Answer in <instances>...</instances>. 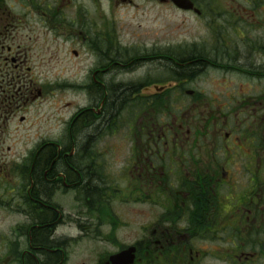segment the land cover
<instances>
[{"label": "flooded vegetation", "instance_id": "1", "mask_svg": "<svg viewBox=\"0 0 264 264\" xmlns=\"http://www.w3.org/2000/svg\"><path fill=\"white\" fill-rule=\"evenodd\" d=\"M149 1L191 14L194 37L128 47L85 12L48 28L93 58L76 85L32 72L27 0H0V264H65L96 239L95 264L129 249L134 264H264V0ZM70 90L86 102L57 93ZM46 102L50 125L17 152Z\"/></svg>", "mask_w": 264, "mask_h": 264}, {"label": "rangeland", "instance_id": "2", "mask_svg": "<svg viewBox=\"0 0 264 264\" xmlns=\"http://www.w3.org/2000/svg\"><path fill=\"white\" fill-rule=\"evenodd\" d=\"M29 1L27 0V8L22 10L24 18L27 19V28H35L29 43L32 47L28 49L31 56L29 66L32 72L43 70L45 82L58 78V82L83 84V74L92 65L93 58L89 56L86 48L67 35L63 36L61 30L59 32L48 30V28H80L77 14L83 15L85 12L84 17L90 23V28L95 30L94 33L98 32L99 28H105L106 20L112 23L117 40L128 47L142 43L149 47L154 43L185 40L194 37L197 28L195 18L191 14L168 7L154 6L149 0H133L130 4H121L116 0H38V4L41 5L38 9L30 7ZM46 5H50L51 9L46 8ZM59 11L60 22L57 24L52 18L55 17L54 12ZM84 17L81 19L83 20ZM62 20H66V23H62ZM69 20H77L76 25H68ZM54 34H57L56 40L52 38ZM39 49L41 57L44 58L41 63H38L40 58L37 57ZM72 50H77L81 55L75 58L71 53ZM57 93L62 99L66 98L78 103L86 102L83 99L85 93L79 91ZM52 111L54 110L51 109L49 102L32 106L27 115L34 126L25 125L23 129H19L17 135L19 139L12 145L13 149L19 153L29 149L38 130L37 126L50 125V122H40L37 114L40 112L51 114ZM101 249L102 243L99 239L81 242L77 247L71 248L72 251L65 264H95L100 258Z\"/></svg>", "mask_w": 264, "mask_h": 264}, {"label": "water", "instance_id": "3", "mask_svg": "<svg viewBox=\"0 0 264 264\" xmlns=\"http://www.w3.org/2000/svg\"><path fill=\"white\" fill-rule=\"evenodd\" d=\"M178 7L182 9H189L192 7V4L189 0H172ZM112 264H132L133 256L130 255V250L116 254L110 257Z\"/></svg>", "mask_w": 264, "mask_h": 264}, {"label": "trees", "instance_id": "4", "mask_svg": "<svg viewBox=\"0 0 264 264\" xmlns=\"http://www.w3.org/2000/svg\"><path fill=\"white\" fill-rule=\"evenodd\" d=\"M92 85H94V83L92 82ZM94 94L93 96H98L100 95V89L96 88V90L94 89L92 91ZM126 99V97H124L123 95H120L117 93L116 90L112 91V94L110 97H107L105 100H106V104H107V111H111V112H114L115 109H117V107L122 104V102ZM97 195V193H94L93 196ZM93 212H96V215L93 214V217L96 216L98 217L99 216V212L100 210L98 208H93L92 209ZM98 213V214H97Z\"/></svg>", "mask_w": 264, "mask_h": 264}, {"label": "bare ground", "instance_id": "5", "mask_svg": "<svg viewBox=\"0 0 264 264\" xmlns=\"http://www.w3.org/2000/svg\"><path fill=\"white\" fill-rule=\"evenodd\" d=\"M96 86H93V85H91V89H92V91L95 89L96 90Z\"/></svg>", "mask_w": 264, "mask_h": 264}]
</instances>
